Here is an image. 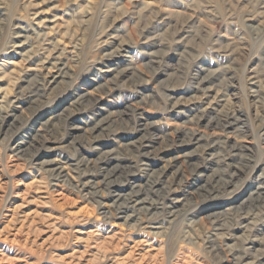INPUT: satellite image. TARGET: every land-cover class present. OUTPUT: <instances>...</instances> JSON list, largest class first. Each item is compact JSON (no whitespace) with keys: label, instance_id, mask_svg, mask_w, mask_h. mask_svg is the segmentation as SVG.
Wrapping results in <instances>:
<instances>
[{"label":"rangeland","instance_id":"374dc122","mask_svg":"<svg viewBox=\"0 0 264 264\" xmlns=\"http://www.w3.org/2000/svg\"><path fill=\"white\" fill-rule=\"evenodd\" d=\"M0 264H264V0H0Z\"/></svg>","mask_w":264,"mask_h":264},{"label":"bare ground","instance_id":"6f19581e","mask_svg":"<svg viewBox=\"0 0 264 264\" xmlns=\"http://www.w3.org/2000/svg\"><path fill=\"white\" fill-rule=\"evenodd\" d=\"M209 106V105H208ZM130 201V200H129ZM171 212V211H170Z\"/></svg>","mask_w":264,"mask_h":264}]
</instances>
